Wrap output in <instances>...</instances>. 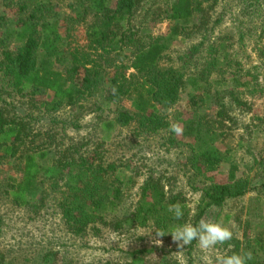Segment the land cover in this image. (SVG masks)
<instances>
[{"label": "trees", "instance_id": "1", "mask_svg": "<svg viewBox=\"0 0 264 264\" xmlns=\"http://www.w3.org/2000/svg\"><path fill=\"white\" fill-rule=\"evenodd\" d=\"M233 1L240 12L233 19L238 44L247 36L256 46L258 61L248 68L230 50L234 35L215 34L224 13L216 19L214 14L224 0H0V201L32 211L49 198L66 231L78 237L97 235L98 225L114 232L125 226L150 224L154 232H167L175 224L195 225L211 206L221 208L251 191L262 201L251 217L264 221V179L252 186L253 179L237 176L235 166L226 181L216 178L220 144L236 122L233 110L245 106L243 96L264 94V0ZM146 5L153 6L151 19H138ZM158 19L172 23L168 33L150 32L148 24ZM175 38L197 41L171 58L166 52ZM99 93L105 102L132 106L115 109L111 120L102 121L104 130L165 132L171 147L188 151L186 164L204 184L192 215L182 193L151 172L139 186L133 211L116 215L137 175L107 161L103 142L89 147L84 138L65 135L78 129L81 115L60 116L65 108L83 109L79 102ZM174 107L185 115L180 135L169 131L172 123L164 113ZM251 131L249 140L256 132ZM177 202L184 211L179 221L166 210ZM249 230L243 226L240 237L233 233L220 255L251 251L248 264H264V224ZM150 253L135 249L127 252L129 261L117 264H170L160 258L148 263ZM51 261L45 257L43 264ZM0 264L14 263L0 250Z\"/></svg>", "mask_w": 264, "mask_h": 264}, {"label": "rangeland", "instance_id": "2", "mask_svg": "<svg viewBox=\"0 0 264 264\" xmlns=\"http://www.w3.org/2000/svg\"><path fill=\"white\" fill-rule=\"evenodd\" d=\"M151 8L153 6L146 5L138 19H151L147 14ZM221 12L224 13L222 23L216 26L215 34L219 32L226 38L227 35H234L233 48L230 50L236 52L238 60L244 68H248L258 61L253 37L246 36L243 44H238L233 19L238 18L240 12L233 0H224L217 7L214 19ZM158 20L148 24L150 32L161 35L168 33L172 23ZM191 41L195 42L197 39L175 38L166 53L171 58H176L177 53L185 50ZM8 44L11 49L14 48L13 40H9ZM47 93L45 98L48 100L50 94ZM243 101L245 106L242 109L237 112L233 110L232 115L236 122L230 125L231 129L220 144L222 161L216 178L220 182L226 181L230 167L235 166L237 176L244 175L253 179L252 186H259L258 180L264 179V94L256 97L243 96ZM79 105L84 108L60 110L61 118L72 113L76 117L81 115L77 122L78 129H67L65 135L73 139L84 138L89 147L103 142L107 161L128 166L124 168V173L137 175L135 184L132 186L129 183L131 188L123 192L121 203L115 212L118 217L133 211L138 200L139 186L149 172L158 177L162 176L170 190L182 193L191 215L195 212L201 194L200 188L204 184L186 164L188 151L171 147L167 143L168 135L165 132L145 134L135 132L132 126L111 127L109 130L101 127L103 120L113 118L115 109L131 110L130 102L108 103L99 93L87 100H81ZM164 113L171 123L181 124L185 119L184 112L177 107L164 109ZM246 130H252L251 134L256 131L250 140ZM6 169L9 168H4ZM255 195L251 191L242 198L226 202L221 208L211 206L202 218L222 221L238 237L242 235L243 226L245 229L250 227L248 232L254 233L252 230L258 223L264 224L263 220L255 222L256 218L251 217L252 209L260 211L262 208V201L257 202ZM37 199L39 195L35 193L32 201L36 205ZM226 215L231 219L227 221ZM97 230V235L94 232L79 237L69 234L60 216L49 203V198L44 201L43 206L32 211L15 207L4 200L0 201V250L14 264H43L44 258L48 256L52 258V264H117L129 261L127 252L135 249L152 251L146 256L148 263H156L160 258L170 264H198L200 257L205 254L199 249L197 242L176 253L179 251L177 243L171 237H154V228L150 224L144 228L125 226L118 232L98 225ZM153 238L159 239L161 244L153 243ZM221 248V245H217L208 255L215 259L220 256Z\"/></svg>", "mask_w": 264, "mask_h": 264}, {"label": "clouds", "instance_id": "3", "mask_svg": "<svg viewBox=\"0 0 264 264\" xmlns=\"http://www.w3.org/2000/svg\"><path fill=\"white\" fill-rule=\"evenodd\" d=\"M113 94L116 93V88L112 89ZM169 131L177 135L182 134L183 129L179 123L170 124ZM167 212L170 213L173 219L179 221L183 219L184 211L180 203H174L167 206ZM171 235L173 242L177 243L179 251L181 252L186 246L197 242L202 255L198 264H248V261L253 259L251 251L233 252L231 255H220L213 259L208 253L216 248L217 245H224L232 240L233 232L222 221H214L211 219L201 218L198 224L185 222L182 224H175L165 232L163 229H157L154 237H164ZM153 243L159 245L161 241L153 238ZM229 248L233 245L229 244Z\"/></svg>", "mask_w": 264, "mask_h": 264}]
</instances>
